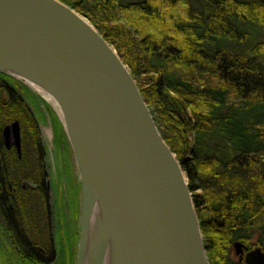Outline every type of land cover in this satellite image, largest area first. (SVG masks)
<instances>
[{
  "label": "trees",
  "instance_id": "16d2710c",
  "mask_svg": "<svg viewBox=\"0 0 264 264\" xmlns=\"http://www.w3.org/2000/svg\"><path fill=\"white\" fill-rule=\"evenodd\" d=\"M61 1L129 67L185 169L210 264H242L231 255L238 241L264 250V0ZM0 76V127L18 121L40 144L22 90L32 92ZM52 121L63 131L53 111ZM0 153L18 179L9 151Z\"/></svg>",
  "mask_w": 264,
  "mask_h": 264
},
{
  "label": "water",
  "instance_id": "95a60500",
  "mask_svg": "<svg viewBox=\"0 0 264 264\" xmlns=\"http://www.w3.org/2000/svg\"><path fill=\"white\" fill-rule=\"evenodd\" d=\"M0 72L60 107L81 184L78 264H210L176 154L129 67L86 17L60 0H0ZM11 125L5 136L12 127L20 142L19 122ZM246 261L264 264L262 248Z\"/></svg>",
  "mask_w": 264,
  "mask_h": 264
},
{
  "label": "flooded vegetation",
  "instance_id": "af4514ba",
  "mask_svg": "<svg viewBox=\"0 0 264 264\" xmlns=\"http://www.w3.org/2000/svg\"><path fill=\"white\" fill-rule=\"evenodd\" d=\"M11 133L14 135L12 128L7 138L0 130V152L5 148L11 156L19 155ZM53 133L55 145L50 153L38 152L43 149L38 144L24 147L30 153L24 170L33 180L29 176L24 181L15 176L14 181L5 179L2 170H7L0 160V192L5 190L13 197L10 208L0 207L1 264H78L81 185L77 164L66 134L59 128ZM37 157H42L38 159L41 170L36 166ZM245 245V254L256 248Z\"/></svg>",
  "mask_w": 264,
  "mask_h": 264
},
{
  "label": "bare ground",
  "instance_id": "6f19581e",
  "mask_svg": "<svg viewBox=\"0 0 264 264\" xmlns=\"http://www.w3.org/2000/svg\"><path fill=\"white\" fill-rule=\"evenodd\" d=\"M61 1V0H60ZM62 2V1H61ZM64 3V2H63ZM67 5V4H66ZM67 6H69V5H67ZM70 7V6H69ZM72 8V7H71ZM73 9V8H72ZM75 10V9H74ZM76 11V10H75ZM77 12V11H76ZM77 13H79V12H77ZM80 14V13H79ZM81 15V14H80ZM87 19V18H86ZM90 23H91V21L89 20V19H87ZM30 24L32 25V27H33V21L32 22H30ZM92 24V23H91ZM93 25V24H92ZM94 26V25H93ZM96 28V27H95ZM97 29V28H96ZM97 31L99 32V30L97 29ZM100 33V32H99ZM101 34V33H100ZM102 35V34H101ZM103 36V35H102ZM105 39V38H104ZM106 40V39H105ZM107 41V40H106ZM108 42V41H107ZM116 50V49H115ZM117 51V50H116ZM118 53V52H117ZM119 55V54H118ZM120 56V55H119ZM121 58V57H120ZM122 59V58H121ZM258 63H260V64H264V58H258V60H256ZM124 62V61H123ZM126 64V63H125ZM15 80V79H14ZM33 88H35V86H33ZM36 89V88H35ZM6 91V90H5ZM39 91L50 101V103H52V105L57 109V111L58 112H60V107H59V105H58V103L56 102V100H54L51 96H49L48 94H46V92H44L43 90H41V89H39ZM140 91H141V89H140ZM142 93V92H141ZM24 98H25V100L27 101V102H30V100H28V97L24 94ZM146 102V101H145ZM146 104H147V106H148V108L150 109V111H151V115L153 116V118H154V115H153V111H152V109L149 107V105H148V103L146 102ZM61 113V112H60ZM154 120H155V118H154ZM14 122H18V121H14ZM13 122V123H14ZM13 123H11V124H13ZM155 123H156V125H157V127L159 128V126H158V124H157V122L155 121ZM11 124H8V125H6L4 128H1L0 127V130H3V131H5V129H6V127L8 126V127H10V126H12ZM0 126H1V123H0ZM12 128V127H11ZM19 134H20V142H18V140L16 139V135H15V133H14V135H13V133H11V135H12V137L14 136V139L17 141L16 143H15V145H16V147H17V150H19V155L18 154H16L15 153V155H12L11 156V158L9 159V161L11 162V164L13 165V166H15V167H18V169H17V175L16 176H18V181H24L25 179H28V178H26L27 176H29L30 177V179L31 180H33V178H32V176L30 175V173L28 172V171H26V170H24V168H22V166L24 165V163H23V160L25 159V158H27V159H29L30 160V156H29V154L30 153H25V146H28L29 144H31L30 142H31V138L33 137L30 133H26L23 129H22V127L19 125ZM55 129H56V127H55ZM14 130V129H13ZM160 131V130H159ZM160 133H161V131H160ZM161 135H162V133H161ZM163 136V135H162ZM23 138H25V139H27L28 140V142H27V140H25V142H22V139ZM164 138V137H163ZM41 143H40V146L42 147L43 145H45V141L43 140V138H42V135H41ZM165 140V139H164ZM19 143V144H18ZM167 143V142H166ZM169 146V145H168ZM22 153V155L20 156V154ZM176 157H177V155H176ZM37 158H39V157H37ZM177 159H178V157H177ZM76 160V159H75ZM178 161H179V163L181 164V162H180V160L178 159ZM4 165H5V163H4ZM28 167H30V166H28ZM181 167H182V164H181ZM182 169H183V167H182ZM184 170V173H185V176L187 177V175H186V172H185V169H183ZM2 172L4 173L3 174V177L5 178V179H7V180H9V181H13V177H12V175H11V173H9V172H5L4 170H2ZM2 172H0V177L2 176ZM187 179H188V177H187ZM27 184V183H26ZM29 184V183H28ZM188 185H189V182H188ZM189 188H190V186H189ZM190 190H191V188H190ZM5 190H3V191H1L0 192V207H3V205L6 207H9L10 208V205L12 204V201H13V197L12 196H10V193L9 192H4ZM191 192H192V190H191ZM192 195H193V193H192ZM193 202H194V205H195V209H196V204H195V200H194V196H193ZM196 211H197V209H196ZM197 216H198V213H197ZM198 219H199V217H198ZM199 222H200V220H199ZM263 250V249H262ZM264 251V250H263ZM234 253H235V255L238 257V262H241L242 264H248L247 263V261H246V258H247V254H248V252L245 254V253H243V254H237V252H236V248H235V244H233V249H232V257H233V259H235L234 258ZM236 260V259H235Z\"/></svg>",
  "mask_w": 264,
  "mask_h": 264
},
{
  "label": "rangeland",
  "instance_id": "374dc122",
  "mask_svg": "<svg viewBox=\"0 0 264 264\" xmlns=\"http://www.w3.org/2000/svg\"><path fill=\"white\" fill-rule=\"evenodd\" d=\"M0 73H2V72H0ZM21 84L24 85L23 83H21ZM2 86H3V84L1 82L0 87H2ZM24 86L32 92L31 94L30 93L27 94L24 91L25 89L23 90V92L27 95L28 100H30V102H29L30 109H31L32 113H34V117H35L36 121H38V123H39L40 133L42 135L43 140L45 141V145H43V149H44L43 151L46 152L49 150L48 153H50L52 150V147L55 145L54 144V138H53V136H54V133H53L54 132V126H53L54 121H52V111L55 113V115H57V113L55 111L57 109L53 105H51L47 100H45V99L42 100V96L35 89H31V88L27 87L26 85H24ZM0 97L5 98V94H4V92H2V90H0ZM26 104H28V103H26ZM19 125H20V123H19ZM4 140L6 141L7 138ZM38 147H40V144H38ZM53 152H54V150H53ZM21 155H22V153L20 154V156ZM49 156L50 155H48L47 160L50 161ZM36 161H37V165H36L37 169L41 170L39 160L37 159ZM11 167L12 166L7 167V170H10ZM42 171H40L38 173L39 176H41L40 174H42ZM77 172H78V177H79L78 168H77ZM257 238L259 239V235L254 236L252 242H256V240H258ZM234 258L236 260H238V257L235 255V253H234Z\"/></svg>",
  "mask_w": 264,
  "mask_h": 264
}]
</instances>
